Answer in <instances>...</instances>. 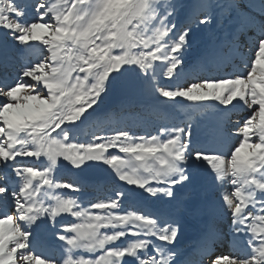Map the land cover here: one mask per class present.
<instances>
[{
    "label": "snow or ice",
    "instance_id": "snow-or-ice-1",
    "mask_svg": "<svg viewBox=\"0 0 264 264\" xmlns=\"http://www.w3.org/2000/svg\"><path fill=\"white\" fill-rule=\"evenodd\" d=\"M217 12L234 25L214 31ZM193 23L209 35L189 61ZM101 167L111 181L85 178ZM208 178L190 248L177 218L138 207ZM46 233L58 254L37 251ZM0 264H264V0H0Z\"/></svg>",
    "mask_w": 264,
    "mask_h": 264
},
{
    "label": "bare ground",
    "instance_id": "bare-ground-1",
    "mask_svg": "<svg viewBox=\"0 0 264 264\" xmlns=\"http://www.w3.org/2000/svg\"><path fill=\"white\" fill-rule=\"evenodd\" d=\"M252 3L259 4V0H252ZM253 12L258 13L256 9H252ZM258 17V16H257ZM235 21L230 25L233 26ZM229 26V27H230ZM239 64V61L236 62ZM199 69L203 75H216L215 66L211 63H202L199 65ZM237 70L236 66L233 65L229 67L228 71ZM239 70H243L242 65ZM211 193L209 202H201L198 198H185L180 195L177 196V201L169 204L166 203V198L164 200L158 201L156 203L145 202L148 205V208L143 210L148 212H155L163 216H172L179 220L180 222V232L181 235L178 237V244L183 243L184 245L191 247L192 243H189L190 240H193L194 243L199 240L201 233L204 230V225L206 226L207 215L201 210L206 203H210L216 199L217 189L212 187L210 184ZM209 188V189H210ZM226 190V189H225ZM194 214H198L199 217H194ZM218 228L221 231L228 230L227 221H222L218 223ZM189 229V231H187ZM197 231L199 235H195L194 232ZM189 243V244H188ZM222 246L226 248L229 247L228 241H225ZM37 251H40L38 248Z\"/></svg>",
    "mask_w": 264,
    "mask_h": 264
},
{
    "label": "rangeland",
    "instance_id": "rangeland-1",
    "mask_svg": "<svg viewBox=\"0 0 264 264\" xmlns=\"http://www.w3.org/2000/svg\"><path fill=\"white\" fill-rule=\"evenodd\" d=\"M186 2H190V0H186ZM241 3H245V0H240ZM253 11H251V14H252ZM188 15V10L187 9H182L179 13V18H182L184 16H187ZM253 15H257V13H254ZM217 16V20L219 23H213L212 25V29L214 31H218L219 30V25L220 24H223V26L225 28H228L229 25L232 24V22L234 20H229L227 18V13H219L217 12L216 14ZM192 31L194 33H196V35L192 38V47L188 50V53H187V59H193L195 57H199L200 53H202V50H203V46H204V43L207 41L208 39V33L205 32V33H201L199 31V28L196 27V25L193 23V27H192ZM201 45H203L201 47ZM196 49V52H192L193 50ZM199 55V56H198ZM126 99V95L124 93V91L122 90H114L107 98V100L105 101V104H104V108L107 109L108 107H116L117 105L121 104L124 100ZM134 101L136 103H149L150 102V98L147 96V94L140 88H137L136 90V93L133 97ZM108 106V107H107ZM181 111V112H180ZM182 113V114H181ZM180 115V116H179ZM184 111L180 110V109H177L174 111L173 113V116L176 118V119H183L184 118ZM212 115L211 111L210 110H206L204 112H202L199 116H197V119L198 120H206L208 119L210 116ZM239 116H233V119H238ZM128 122H133V121H139V119L135 118L134 116H129ZM112 124V122H110ZM106 125V124H105ZM113 125V124H112ZM83 127H86V130H89L90 132L94 133L97 131V129L94 127V126H91L89 124H86L84 125ZM136 128H139L138 126H136ZM79 134L80 132L78 131L77 133V136L79 137ZM91 135V133H90ZM89 135V136H90ZM203 139V137H201ZM86 139V138H85ZM86 141H89L86 139ZM103 172L104 174H101L102 176H106V177H112L111 176V173H110V170H107L106 168L102 167L101 171L99 172V174ZM59 178V177H58ZM67 179V178H66ZM208 180H205L201 183L199 189H198V193H195L196 195H198L201 199L204 198V196H206L205 194H207V192L209 191V188H210V184H209V187H208ZM210 190H212L210 188ZM183 193H185L186 195H192L194 194L192 192L191 189H187L185 190ZM211 193V192H210ZM179 195V194H178ZM181 197H185V196H181ZM187 198V197H185ZM190 198H194V197H190ZM210 200V198H209ZM209 202V201H208Z\"/></svg>",
    "mask_w": 264,
    "mask_h": 264
},
{
    "label": "water",
    "instance_id": "water-1",
    "mask_svg": "<svg viewBox=\"0 0 264 264\" xmlns=\"http://www.w3.org/2000/svg\"><path fill=\"white\" fill-rule=\"evenodd\" d=\"M90 175H91V178H93V179L95 178V173H94V170H92V172H91V174H90Z\"/></svg>",
    "mask_w": 264,
    "mask_h": 264
}]
</instances>
